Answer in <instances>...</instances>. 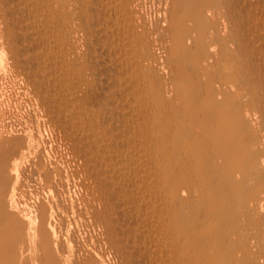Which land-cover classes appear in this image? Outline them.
Instances as JSON below:
<instances>
[{"label":"bare ground","instance_id":"6f19581e","mask_svg":"<svg viewBox=\"0 0 264 264\" xmlns=\"http://www.w3.org/2000/svg\"><path fill=\"white\" fill-rule=\"evenodd\" d=\"M0 264H264V0H0Z\"/></svg>","mask_w":264,"mask_h":264}]
</instances>
